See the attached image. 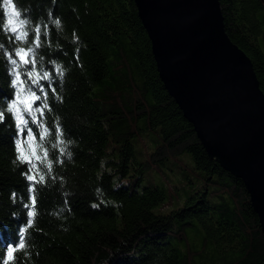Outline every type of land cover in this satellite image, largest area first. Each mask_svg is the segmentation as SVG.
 <instances>
[{"label": "trees", "instance_id": "16d2710c", "mask_svg": "<svg viewBox=\"0 0 264 264\" xmlns=\"http://www.w3.org/2000/svg\"><path fill=\"white\" fill-rule=\"evenodd\" d=\"M219 1L264 93V0ZM12 3L19 17L0 0V264L12 247L13 264H264L245 185L208 156L165 89L135 1ZM171 166L182 185L145 184Z\"/></svg>", "mask_w": 264, "mask_h": 264}, {"label": "water", "instance_id": "95a60500", "mask_svg": "<svg viewBox=\"0 0 264 264\" xmlns=\"http://www.w3.org/2000/svg\"><path fill=\"white\" fill-rule=\"evenodd\" d=\"M165 89L211 159L243 181L264 232V93L219 0H134Z\"/></svg>", "mask_w": 264, "mask_h": 264}, {"label": "snow or ice", "instance_id": "6c2138e0", "mask_svg": "<svg viewBox=\"0 0 264 264\" xmlns=\"http://www.w3.org/2000/svg\"><path fill=\"white\" fill-rule=\"evenodd\" d=\"M5 6L9 8L10 10V13L12 14V16L14 17H19L21 15V13L19 11L16 10L15 8V5L12 3V0H5ZM16 23H18L21 28L27 23V21L25 20H18L16 21ZM57 24H59V20L56 21ZM14 24V21L13 20H9V25H13ZM10 31L14 34L18 33L16 35V39L17 40H23L26 36H27V33L26 32H23L20 30V28H17L16 26H12L10 27ZM37 32H39V29H36ZM32 50L29 49L27 51H25V49L21 48L19 49L17 52H16V55L20 57L21 61L25 64L29 63L30 61L26 58L29 53L31 52ZM13 65H16L17 61L16 60H12L11 61ZM34 62V61H32ZM19 99V97H18ZM32 99H39V97H36L32 96ZM21 103H25V101H21ZM9 111H14L16 113V118L18 120V123L19 125L23 126L26 124V121L22 118V116L20 115V111H19V108L17 107V104H13L11 108L8 109ZM3 119V113H0V120ZM21 131H23V128H21ZM31 133V130H29V134ZM17 149L18 151L20 152V156L18 157L21 162H28V163H31V160L29 158L28 155H26V152H25V147H24V144L20 141H17ZM29 180H34L35 177L33 176H28L27 177ZM41 180H43V177H40ZM36 203V198L35 196L32 197V205H35ZM31 216L35 217L36 213L35 211H32L30 213ZM19 249H23L25 247V244H24V241L21 240L20 243H19ZM17 247H12L9 251H7L6 253V257L5 258H2L3 259V262L4 264H13V262L15 261L16 257H15V253L17 252Z\"/></svg>", "mask_w": 264, "mask_h": 264}, {"label": "rangeland", "instance_id": "374dc122", "mask_svg": "<svg viewBox=\"0 0 264 264\" xmlns=\"http://www.w3.org/2000/svg\"><path fill=\"white\" fill-rule=\"evenodd\" d=\"M169 170L170 171L172 170V171L170 172ZM169 170L165 169L163 171H159V174H160L159 176L154 175L153 173L147 175L146 179H145V184H148L150 178H153L155 183L161 182L162 179L167 180L169 183L165 185L166 187H167V185H170L171 187H172V185H176L177 187L182 185L183 178L186 177V173L185 172H178L179 170H177L175 167H172V166H171V168H169ZM168 176H169V178L174 177L173 182L169 181ZM190 238H191V243H193V244L196 243V241L198 240V238L194 237V235H191ZM170 241L172 242L174 247H177L179 249L183 248V246H181V244L177 240H170Z\"/></svg>", "mask_w": 264, "mask_h": 264}]
</instances>
